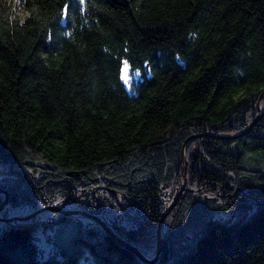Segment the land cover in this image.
<instances>
[{"label":"trees","instance_id":"1","mask_svg":"<svg viewBox=\"0 0 264 264\" xmlns=\"http://www.w3.org/2000/svg\"><path fill=\"white\" fill-rule=\"evenodd\" d=\"M263 93L264 0H0L4 219L81 209L151 260L211 135L156 262L46 212L0 220V264H264Z\"/></svg>","mask_w":264,"mask_h":264},{"label":"water","instance_id":"2","mask_svg":"<svg viewBox=\"0 0 264 264\" xmlns=\"http://www.w3.org/2000/svg\"><path fill=\"white\" fill-rule=\"evenodd\" d=\"M262 114L263 113H261L258 116V118L253 122L252 125H250V127H248L246 130H244L242 133H240V134H238L236 136H233L232 138H242V137H244L248 133V131L251 130L253 128V126L260 120V118L262 117ZM209 136H211V135L205 134V135H198V136L191 137V138L187 139L186 142L183 145V151H182V155H181V169H182V177L184 179V183H183L182 188L175 195V198H174L171 206L165 211V213L162 215V217L160 219V222H159V231H158V247H157V251H156V256H155V258L153 260H149V259L145 258L142 255V253H140V251L138 249L134 248L133 246H131L130 244L124 242L118 236H116L115 234H113L106 224H104L102 221H100L99 219H97L94 216H92V214H88V213H85V212H80V211H65V210H63L60 207H57V206L53 207L52 206V207L43 208V209H41V210L33 213L32 215H29L28 217L16 218V219H7V220H4V222H6V223H13V222H16V221L32 220V219L37 218L39 215H41L43 213L51 212V211H55V212H58V213H62L65 216H70V217H73V216H84L85 218L90 219L92 221H95L97 224L101 225L103 227V229L106 231V233L108 234L109 237H111L114 241H116L118 244H120L126 250H128L129 252H131L132 254H134L136 257H138L142 262H144V263H153V262H156V260L159 257V254L161 252V249H162V246H161V243H162V241H161V229H162V225L165 222L166 218L171 213V211H173L174 208L177 206V204H178V202H179V200H180L183 192L185 191V179H186V155H185V149H186V146L188 145V143L190 141H192V140H194L196 138H203V137H209ZM223 138H229V137L224 136ZM5 195H6V199H5L4 203L0 207V214L4 210V207L8 204V196H7L6 193H5Z\"/></svg>","mask_w":264,"mask_h":264},{"label":"rangeland","instance_id":"3","mask_svg":"<svg viewBox=\"0 0 264 264\" xmlns=\"http://www.w3.org/2000/svg\"><path fill=\"white\" fill-rule=\"evenodd\" d=\"M122 75H123V81H124V83L126 84V86L127 87H129L130 85H131V82H132V80L134 79V78H137L138 76H137V74H134V75H132L131 74V72H130V70H129V68L127 67V66H125L124 67V69H123V72H122ZM259 110H261V105L259 104ZM238 134H240V133H238ZM238 134H236V135H238ZM213 136V135H212ZM182 151H183V148H182ZM186 178H187V173H186ZM181 182L178 184V191L182 188V186H183V183H184V179H183V177H182V172H181ZM185 187H186V179H185ZM1 191V190H0ZM177 191V192H178ZM5 193L6 192H4V191H1L0 192V195H2V196H4V201H5V199H6V195H5ZM7 194V193H6ZM177 194V193H176ZM175 194V195H176ZM7 196H8V194H7ZM175 198V197H174ZM4 203V202H3ZM2 203V204H3ZM8 205V204H7ZM6 205V206H7ZM5 206V207H6ZM1 207V206H0ZM5 207H4V209H5ZM50 207H52V206H50ZM58 207V206H57ZM176 208V207H175ZM175 208H174V210H175ZM81 210V209H80ZM80 210H76V211H80ZM173 210V211H174ZM4 211V210H3ZM39 211V210H38ZM75 211V210H74ZM85 211V210H84ZM173 211H171V213L173 212ZM51 212H55V211H51ZM80 212H82V211H80ZM87 211H85V213H86ZM56 213H58V212H56ZM170 213V214H171ZM88 214H92V213H88ZM127 214V213H126ZM169 214V215H170ZM42 215V214H41ZM64 215V214H63ZM131 217H133V218H135L136 216H135V214L134 213H130L129 214ZM40 216V215H39ZM92 216H94L95 218H97V219H99L100 221H102L100 218H98L96 215H94V214H92ZM26 217H28V216H26ZM67 217H70V216H67ZM82 218H84V219H87V218H85L84 216H81ZM17 217H15V218H11V219H16ZM21 218H23V217H21ZM0 220L1 221H3L4 222V220H7V219H4L3 217H1V214H0ZM33 220V219H32ZM87 220H90V219H87ZM133 220H135L136 222H137V219H133ZM30 220H23V221H19V222H29ZM92 221V220H91ZM17 222V221H16ZM93 222H95V221H93ZM103 222V221H102ZM14 223V222H13ZM96 223V222H95ZM104 223V222H103ZM165 223V222H164ZM164 223H163V225H162V229H161V241H162V243H163V234H164ZM104 224H106V223H104ZM107 225V224H106ZM101 226V225H100ZM108 226V225H107ZM102 227V226H101ZM110 230H111V232L113 233V234H115L113 231H112V229L110 228V227H108ZM102 229H103V227H102ZM147 231H149V230H147ZM153 234H154V239L156 240L155 241V243H156V248L158 247V231H159V225L157 226L156 225V227L153 229V230H150ZM143 237H144V240L143 239H139V241L141 242V243H143L144 245H145V242H147V241H150V240H152V238L150 237V235H147V234H145V235H143ZM162 243H161V246H162ZM131 246H133V245H131ZM134 248H136V249H138L137 247H135V246H133ZM148 248V247H147ZM146 249V248H145ZM139 250V249H138ZM157 250V249H156ZM140 251V250H139ZM150 252H151V250H149ZM140 253H142L141 251H140ZM154 254H156V251L154 252ZM143 255V254H142ZM144 256V255H143ZM156 256V255H155ZM145 257V256H144ZM138 258V257H137ZM146 258V257H145ZM155 257H153V259H154ZM153 259H151V260H153ZM154 263V262H153ZM81 264H96L95 263V260H94V258L90 255V254H86L85 255V257H84V259H82L81 260Z\"/></svg>","mask_w":264,"mask_h":264},{"label":"bare ground","instance_id":"4","mask_svg":"<svg viewBox=\"0 0 264 264\" xmlns=\"http://www.w3.org/2000/svg\"><path fill=\"white\" fill-rule=\"evenodd\" d=\"M186 166H187V163H186Z\"/></svg>","mask_w":264,"mask_h":264}]
</instances>
